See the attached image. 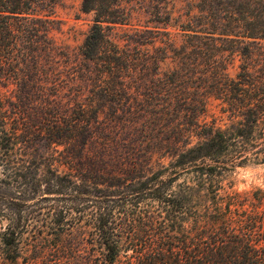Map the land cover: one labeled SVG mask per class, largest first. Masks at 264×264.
Wrapping results in <instances>:
<instances>
[{
  "label": "trees",
  "instance_id": "obj_1",
  "mask_svg": "<svg viewBox=\"0 0 264 264\" xmlns=\"http://www.w3.org/2000/svg\"><path fill=\"white\" fill-rule=\"evenodd\" d=\"M57 1L0 0V264H264L230 181L264 166V0H80L73 64Z\"/></svg>",
  "mask_w": 264,
  "mask_h": 264
},
{
  "label": "rangeland",
  "instance_id": "obj_2",
  "mask_svg": "<svg viewBox=\"0 0 264 264\" xmlns=\"http://www.w3.org/2000/svg\"><path fill=\"white\" fill-rule=\"evenodd\" d=\"M79 4L80 0H58L50 16L52 22L48 32L56 43L64 47L67 61L72 64L79 61L78 48L91 23V14L81 12ZM230 71L233 73V70ZM107 114V110L103 111L101 117H107ZM230 181L238 190H264V166L249 163L236 167ZM5 223L0 216V230L5 227Z\"/></svg>",
  "mask_w": 264,
  "mask_h": 264
}]
</instances>
